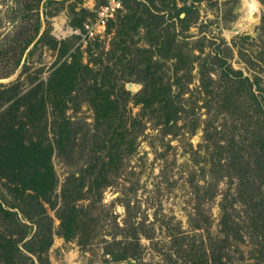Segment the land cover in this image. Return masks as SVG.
I'll use <instances>...</instances> for the list:
<instances>
[{
    "label": "rangeland",
    "instance_id": "rangeland-1",
    "mask_svg": "<svg viewBox=\"0 0 264 264\" xmlns=\"http://www.w3.org/2000/svg\"><path fill=\"white\" fill-rule=\"evenodd\" d=\"M37 1L0 0V103L5 98L2 92L5 87L17 83L20 94H24L31 85L45 79L57 65L59 48L63 45L70 48L62 54L61 59L72 50L77 59L83 62L90 59V65L98 64L95 62L97 57L102 58L103 64L112 66L111 82L114 73H131L130 79L123 80L124 87L131 94L142 86L141 81L136 79L139 69L143 68L142 63L136 66L135 62L142 61V54H138L142 48L147 49L143 52L144 57L151 53V65L160 64L164 77L169 75L171 79L174 60L168 55L167 43H149L143 30L128 38L125 49L117 48L114 53L109 51L113 40V28L109 27V22L119 12L125 11L122 7L109 18L102 36L83 39L78 34L70 33V27L93 20L97 9L106 0H53L46 4H42V0L39 3ZM197 1L200 13L197 23L203 24L200 29L193 24L188 29L181 25L182 31L176 36L184 44L182 53L189 54L187 60H193L192 63L184 61L187 69L178 73L182 81L189 79V88L197 96L198 61L210 48L208 40L212 38L216 43L219 42L231 65L248 75L252 87L257 91L258 85L260 94L264 96V2ZM37 15L41 27L34 40L45 29L43 39L34 47L33 42L30 43L17 63L25 41L34 35ZM202 42L205 43L203 56L194 57L198 52L196 47ZM225 46L228 47L225 49ZM29 48L32 52L27 54ZM169 51L175 52V49ZM73 58L70 55L67 59ZM24 60L27 68L22 67ZM213 76L216 74L213 73ZM119 79H122L121 76ZM129 82L131 86H128ZM188 94L186 92L185 96ZM9 102L0 105V201L9 210H16L17 214L0 211V264H119L105 261L108 254L103 252V245L113 229L111 215L115 214L119 222L124 216V207L119 200L122 195L131 197L139 205V214L146 218L145 224L153 227L152 238L141 237L144 260L154 264H201L200 260L205 259V245L207 253L211 255L214 247L211 243L218 241L220 236L218 202L221 193L218 191L223 183L217 186V193H210L205 188L195 193L196 183L204 181L200 179L202 170L192 156L193 149L201 140L200 127L189 138L181 136L171 139L170 146H167L157 135H151V132L156 134L150 128L151 121L146 122L144 132L139 135L138 126L135 125L134 143L132 148L125 146L130 150L123 149L116 182L103 187L101 193H83L86 198L80 199L79 203L83 205L81 213H87L80 216L73 235L64 237L60 232L57 213L62 194L60 186L69 169L76 166L66 164L55 153L49 164L38 146L29 145L26 141L27 128L30 130L27 104L22 99V105L15 110V106L9 105ZM128 106L132 113L140 108L139 103L135 104L131 100ZM76 109V115L91 120L92 109L87 103L81 102ZM32 111L34 118L38 117L37 107ZM71 111L69 108L68 112ZM202 111L204 108L199 110ZM234 118L238 122L234 129L235 136L240 138L245 129L241 111ZM214 119V124H220L219 127L229 125L232 120L223 112ZM34 130L39 131L38 128ZM168 137L165 135L164 139ZM134 186L136 188L133 190ZM67 195L75 196L77 193ZM228 197L229 200L236 199L237 193H228ZM16 201L34 220L25 215L26 211L10 206ZM236 207L240 209L237 204ZM90 209L92 214L88 213ZM195 211L200 212L201 217L204 215L203 226L196 229L189 224V215ZM178 226L185 236L177 235L174 238L173 234L169 235ZM240 232L244 233L242 239L229 236L226 251L231 258L230 264H264L251 232H245L244 226ZM30 237L32 240L25 245L24 241Z\"/></svg>",
    "mask_w": 264,
    "mask_h": 264
},
{
    "label": "trees",
    "instance_id": "trees-1",
    "mask_svg": "<svg viewBox=\"0 0 264 264\" xmlns=\"http://www.w3.org/2000/svg\"><path fill=\"white\" fill-rule=\"evenodd\" d=\"M51 1L53 0H42L41 3ZM121 2L125 11L119 12L110 22L108 20L109 27L113 28L109 51L114 53L117 48L125 49L128 38L143 30L149 43H167L168 55L174 60L171 79L169 75L164 77L160 64L151 65V53L144 57L143 52L147 49L142 48L138 53L142 54V61H135L136 66L142 63L143 68L139 69V77L136 78L141 81L142 86L131 94L123 84V80L130 79L131 73H114V80L111 82L112 66L103 64L102 58L97 57L95 62L98 64L90 65V59L83 62L77 59L75 51L72 50L61 59L62 54L70 48L63 45L59 48L57 65L45 79L31 85L24 94H20L17 83L2 90L5 98L1 100L0 105L10 101L9 105H14L17 110V107L22 105V99L27 104L30 130L27 128L26 141L29 145L38 146L49 164L52 163L51 156L55 153L66 164L76 166L69 169L60 186L62 194L57 213L61 234L64 237L73 235L80 216L87 213H81L83 205L79 200L86 198L83 193H101L103 187L112 186L116 182L123 149L128 151L130 149L125 146H133L135 125L138 126L139 135L144 132L146 122L151 121L150 128L156 132H151V135H157L167 146H170L171 139L181 136L189 138L200 127L201 140L193 149L192 156L195 164L202 170L200 179L204 181L196 183L195 193H199L203 188L210 193H217V186L223 183V187L218 191L221 193L218 202L220 236L218 241L211 243L214 244L211 255L207 253L205 245V259L200 262L230 264L231 258L226 251L229 236L232 239H242L244 233L240 230L243 226L245 232H251L256 240L260 259H264V96L260 94V87L257 85L256 91L249 76L234 68L219 42L216 43L210 38L208 44L212 47L209 46L205 52V43L202 42L203 44H198V52L194 54V57L200 58L205 52L202 60L198 61L199 82L195 87V96L188 85L190 80L182 81L178 75L180 70L183 72L187 69L184 61L189 54L182 53L184 44L176 36L182 31L181 25L188 29L193 24L200 29L203 23H197L200 16L198 1ZM181 13L183 15H180ZM40 27L41 20L37 15L34 35L25 41L17 63L30 43L33 42L34 47L43 39L45 29L34 40ZM241 38L244 39L243 36ZM227 47L225 46V49ZM170 49H175V52L169 51ZM31 52V48L26 51L27 54ZM70 55L74 58L68 60ZM22 67L27 68L25 60ZM213 73L216 74L215 77ZM120 76L122 79H119ZM186 92H189L187 96ZM241 94L243 97L240 98ZM130 100L140 104L135 113L129 110ZM81 102L87 103L92 109L90 121L76 115L75 110ZM35 107L39 112L36 118L32 111ZM69 108L72 109L71 112H68ZM201 108H204V111L199 112ZM238 111H241L244 117L245 128L240 138L235 136L234 131L238 124L234 116ZM220 112L231 117L229 125L219 127L220 124H214V118ZM37 128L38 132L34 130ZM165 135H169L166 140ZM132 188L134 190L136 187ZM228 193H237L236 199L229 200ZM119 200L124 207V216L119 222L115 214L111 215L113 229L103 245V252L108 254L105 261L119 264H154L144 260L141 254V237L152 238L153 227L145 224L146 218L139 214V205L132 201L131 197L122 195ZM235 203L240 209H237ZM10 206L26 211L18 201L10 203ZM0 211L17 214L16 210L4 207L1 201ZM26 212L25 215L34 220L33 216ZM88 213L92 214L91 209ZM203 218L204 215L201 217L200 212H193L189 215L190 226L195 229L202 227ZM175 229L169 235L173 234L174 238H177V235L185 236L179 226ZM31 240V237L26 239L25 245Z\"/></svg>",
    "mask_w": 264,
    "mask_h": 264
},
{
    "label": "built area",
    "instance_id": "built-area-1",
    "mask_svg": "<svg viewBox=\"0 0 264 264\" xmlns=\"http://www.w3.org/2000/svg\"><path fill=\"white\" fill-rule=\"evenodd\" d=\"M121 6V0H106L97 9L96 17L93 20L83 21L81 26L70 27V33L78 34L83 39L102 36L109 18L113 17Z\"/></svg>",
    "mask_w": 264,
    "mask_h": 264
},
{
    "label": "water",
    "instance_id": "water-1",
    "mask_svg": "<svg viewBox=\"0 0 264 264\" xmlns=\"http://www.w3.org/2000/svg\"><path fill=\"white\" fill-rule=\"evenodd\" d=\"M131 84H132V83H131V82H129V83H128V86H131Z\"/></svg>",
    "mask_w": 264,
    "mask_h": 264
}]
</instances>
